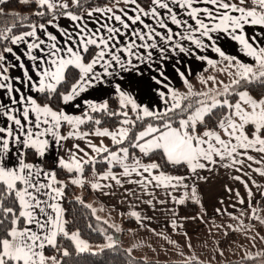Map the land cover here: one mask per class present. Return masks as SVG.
Wrapping results in <instances>:
<instances>
[{
  "label": "snow or ice",
  "instance_id": "obj_1",
  "mask_svg": "<svg viewBox=\"0 0 264 264\" xmlns=\"http://www.w3.org/2000/svg\"><path fill=\"white\" fill-rule=\"evenodd\" d=\"M21 2L28 4L30 0ZM116 2L119 3L120 0ZM5 3L6 0H0V5ZM34 3L38 8L53 14L46 23L59 29L64 40L61 45L57 35L49 32L45 23L30 25L31 30L22 35H6L5 32H12V27L0 31V37L10 40L13 45L21 42L27 45L25 55L32 61L31 71L23 62L19 63L25 78L20 80L21 85L26 80L30 91L44 94L48 98L59 97L68 105L77 101L89 89L107 84L113 89L119 110H110L108 100H84L86 110L81 115H75L54 108L50 103L38 102V98L26 94L21 87H14L10 77L6 75L8 67L3 63L7 59L4 53L13 54L17 61L21 57L15 55L11 47L0 51V89L6 91L9 100L8 103L0 101V119L4 120L0 126V264H60L56 256L46 255V250L61 251V239L71 241L79 253L90 251L89 243L81 238L79 231L70 233L66 228L67 221L64 219L61 201L67 185L57 179L56 171L44 168L29 157L43 159L53 143L59 145L69 138L87 137L90 133L81 132V125L86 122L101 125V119L93 116L94 113L120 118L116 130L95 127L91 134L109 137L114 145L121 147L111 150L103 144L98 146L88 142V147L97 155L107 154L102 160L107 162L109 168L99 177L102 180L111 178L116 184H121V179L111 171L114 165H118L123 169L121 176L130 177L135 173L141 177L140 180H129V183L146 185L155 182L157 187L175 188L183 182L184 177L160 171L161 165L158 163L142 164L139 158L130 154V148L138 149L145 156L159 151L168 163L186 165L193 174L198 169H205L218 162H231L223 163L224 167L243 164V160L237 159L241 155L246 156L248 161L264 163V96L255 97L247 90L249 84H264V46L256 43L255 37L245 34L246 25L264 28V0H151L153 7L149 11L141 8L137 0H123L126 5H136L134 11H138L137 15L129 16L124 9H119L126 20L111 7L88 11L89 17L93 12L111 13L108 19L118 22L123 29H129L137 22L148 29L147 32L132 29L131 34L143 43L138 45L132 40L123 47L117 42V37L122 35L121 27L102 24L101 28L106 30V34L79 25V31L75 34L67 29H60L55 23L59 16H67L74 22L83 19L72 11H66L70 6L67 0H34ZM71 3L81 6V0H71ZM170 4L188 9L187 15L194 24L177 19ZM200 4L204 6H194ZM157 9L167 10L173 24L185 27V33L176 34L181 40L190 41L201 51L211 48L212 52L222 58V61H216L206 56L196 57L206 60L214 68L223 63L220 71L231 77L230 83L218 82L213 76L206 79L201 77L203 84L219 83L222 87L197 92L184 74L180 73L188 91L182 93L164 85L167 93L159 92L164 105L162 110H150L149 107L138 104L131 94L123 90L117 82L119 73L135 67L133 58L144 62L152 57L151 51L145 56L134 49H155V42L148 43L154 41L155 37H159L165 44L173 40L172 30L163 19H159ZM35 14L44 16L45 12L37 11ZM141 14L157 18L159 26L166 28L168 34L162 36L155 28L144 23ZM0 15H3V8H0ZM205 18L208 22H205ZM38 29L45 34L46 40L37 34ZM213 33H227L239 43L241 51L245 56L251 57L253 63H245L235 56L226 55L216 46ZM25 37H32L34 40L28 42ZM205 38L209 43L205 42ZM92 47L96 51L89 58ZM174 47L181 53L192 52V49H186L180 43H176ZM34 51L39 54H33ZM160 51L163 53L166 49L161 48ZM73 68L79 70L78 78L69 84ZM156 83L161 81L157 80ZM75 106L79 108L80 104ZM65 124L71 126L67 135L61 132ZM137 128L138 131H133ZM126 141L127 146H123ZM73 147L84 152L78 144ZM249 151L261 154L262 159H255L248 154ZM69 152V159L60 158L59 166L68 173H79L80 176L71 179V183L83 186L81 177L84 165H94L97 161L95 157L82 160L77 158L75 152ZM84 156H88V153L84 152ZM130 159L131 164L128 163ZM253 171L264 177V168ZM145 173L148 175L145 176ZM234 179L240 180V177L236 176ZM91 186L97 190L103 187L99 182ZM245 187L247 188V184ZM248 195H252L250 190ZM183 202L178 201L181 204ZM240 203L243 204L244 200L241 199ZM130 215L140 219L137 212H131ZM260 222L264 224V220ZM107 239L111 241L112 237ZM105 247L111 248L113 244L109 243ZM62 255L67 257L69 252L65 249Z\"/></svg>",
  "mask_w": 264,
  "mask_h": 264
},
{
  "label": "crops",
  "instance_id": "obj_2",
  "mask_svg": "<svg viewBox=\"0 0 264 264\" xmlns=\"http://www.w3.org/2000/svg\"><path fill=\"white\" fill-rule=\"evenodd\" d=\"M61 2H63V0H61ZM68 3L70 6L66 11H72L74 14L80 15L83 19L74 22L67 16H59L55 23L59 25L60 29H67L73 34L79 31L77 25L93 31L100 30L102 34H106V30L101 28L102 24L107 23L109 26L121 27L118 22L108 19V16L111 15V13L93 12V15L89 17L87 15L88 11H91L95 8L111 7L117 15H122V18L125 20L126 17H123V13H121L119 9H124V11L129 16H135L138 14V11H134L136 5H126L123 3V0H120L119 3L114 0L92 9L82 10L81 12L73 10L76 6L71 3V0H68ZM137 4L146 11H149L151 7H153L151 0H147L146 5H144L142 0H137ZM194 6L203 7L204 5L200 4ZM170 7L177 14V19L181 20L182 22L187 20L188 23L194 24V21H192L187 15V12L189 11L188 9H181L175 4H170ZM157 11L160 13L159 19H163L167 24V27L172 30L173 40L165 44V42L159 37H155L154 41H148V43L155 42L157 44L155 49H134V51H137L145 56L148 51H151V59H146L144 62H140L133 58V65L135 67L130 71L119 73L117 78V82L121 84L123 90L131 94L138 104L147 106L150 110L163 109L164 105L159 96V92L164 91L167 93V89L164 87V85H168V87L178 90L182 93H186L188 91L180 73H183L188 79V81L193 86L194 91L202 92L208 89L203 86V83H201V77H203V74L208 69L212 68V66L208 65L206 60L197 59L196 57L198 55L206 56L216 61H222V58L219 57L217 53L212 52L211 48L201 51L200 49H197L190 41L181 40L180 36L176 34L185 33V27L173 24L167 10L157 9ZM201 18L204 17L202 16ZM141 19L151 28H155L157 32H160L162 36L168 34L166 28H161L159 26L157 23V18L144 16L141 14ZM126 22L131 23L130 21ZM205 22H208L206 18ZM45 24L49 32L57 35L58 40L61 41L62 45L64 38L59 34V29L54 28L52 25H48L47 23ZM132 29H136L141 32L148 31V29H145L144 25L140 24L139 22H137L135 25H131L129 29H123L121 27L122 35L117 37L119 46L123 47L132 40H135L138 45L143 43V41L136 39V37L131 34ZM30 30L31 28L17 35H22L23 33ZM37 34L42 39L46 40L45 34L39 29L37 30ZM245 34L248 37H255L256 43H258L260 46H264V28L254 25H246ZM212 35L215 39L216 46L220 47L226 53V55L235 56L245 63H253L252 58L245 56L241 51V46L239 43L232 40L231 36H229L227 33H213ZM25 39L28 42H33L34 40L32 37H25ZM205 42L209 43L206 38ZM176 43H180L181 46L185 47L186 49H192V52H179V49L174 47ZM10 47L13 48L15 55L21 57V60L17 61L13 54L4 53L7 59L3 63L6 67H8V72L6 75L10 77V82L13 83L14 87H21L26 94L37 98V96L40 94L30 91L27 87L26 80L24 85H21L20 83V80H24L25 78L23 76V70L18 66L19 63L23 62L25 66L31 71L32 61H29L25 55V53L28 51L27 45L23 42L16 45L11 43ZM161 48L166 49V51L162 53L160 51ZM90 50H92L91 55H93L96 51L94 47H92ZM33 54L39 53L34 51ZM89 58H91V56ZM219 64H217V66ZM223 66L224 64L221 63V65L218 67L221 69ZM220 69L218 71H212L208 76L214 77L218 72H222ZM224 74L227 75L226 72H224ZM157 80L161 81V83H156ZM111 99H114L117 102L112 87L105 84L103 86L91 88L87 92L82 93L81 96L77 98V101H74L71 104L65 105L62 102L60 108L58 109H62L68 114L81 115L82 112L86 110L83 104L84 100L101 102L103 100L109 101ZM0 101L4 103L9 102L8 95L3 89H0ZM77 103L80 104L79 108L75 106ZM3 123L4 120L0 119V126H2ZM118 126L119 125L115 127H108L99 125L95 127L108 128L110 131H114L118 128ZM94 128L92 130H87L82 128V125L80 126L81 132L90 133L84 138L87 140V142L91 141L92 144L98 146L100 144H103L107 147L119 146L114 145L109 137H100L91 134L94 131ZM70 130L71 126L65 124L62 127L61 132L63 135H67ZM70 141L71 138L66 141H62L59 145L53 143L43 159L34 158L31 156L29 159L34 160V162L39 163L48 170L57 171V168L60 167L58 163L59 159L65 158L63 155L66 153V148ZM84 144L85 143H81L78 145L84 149V152L88 153V156L91 155L98 160V156L100 154L97 155ZM129 151L130 154L134 155L136 158H139L142 164L146 165L153 162L158 163L155 160H142L138 155H145L140 153L138 149L133 150L130 148ZM248 154L252 155L255 159H262L261 154L254 151H249ZM237 159L243 160L244 163H238L233 167H224L222 166L223 163L231 162H218L214 165L210 164L205 169H198L197 173L195 174H193L186 165V171L182 174H173L163 171L167 175L184 177L183 182L178 184L175 188L171 186L167 188L163 186L157 187L155 186V182L146 185L129 183V180L136 181L140 180L141 177L137 176L135 173H133L130 177L121 176L123 169L118 165H114L111 168V171L119 179H121L122 182L121 184H116V182L111 178L107 180L99 179L100 176L108 171L109 166H107V168L101 172H98L95 170V168H92L90 171L91 180L87 184L91 189V193L85 202L87 205H91L90 208L92 212L93 209H95L93 214L96 217H99L103 221H107V224L111 225L113 228L115 224H120L121 227L123 226L122 228L124 232L128 231L127 233H130V230L147 232L145 234H147L146 237H148L149 240L156 239L154 234H163L167 242L171 243V249L178 251V245H183L186 242L184 241L185 236L191 238L190 241L192 242L194 237H197L198 240L201 235L203 236L204 233H207L209 236L205 238H207L209 241L216 240L217 235L215 234L216 231H214V228L218 224H222L223 221L227 219L232 220L233 218L236 219L240 217L241 213L243 215L244 212L250 210V208L254 205L264 207V177H261L257 172L253 171V169L256 168H264V163L257 164L254 161H248L246 156L243 155L239 156ZM128 163L131 164L132 160L130 159ZM249 165L251 167H249ZM237 169H239V171ZM154 174H156V170H154ZM144 175L147 176L148 174L145 173ZM236 176H239L240 180L234 179ZM253 181H255V183H253ZM97 182L103 186L101 189L97 190L92 188L91 185ZM245 184H247V188L245 187ZM193 189H195V192H193ZM249 190L252 192L251 196L248 195ZM237 193H239V195H237ZM241 199L244 200L243 204L240 203ZM63 200L61 201L62 207ZM179 200H183L184 202L182 204L178 203ZM149 201H151V203H149ZM187 203L196 204L198 208L197 214H180L179 207ZM131 212H137L140 216V219L137 220L135 217L131 216ZM127 219H132L133 221L130 226L126 225ZM230 234L233 235L234 232L230 231L229 235ZM124 235H120L116 229V234L114 236L116 237V242L126 247L123 244ZM152 235H154V237H151ZM224 236L228 237L226 233ZM175 238L179 239L178 245L172 244ZM127 242L132 243L133 239L129 237ZM133 246L134 245L131 247ZM131 247L126 248L132 252L135 251V248ZM180 251L179 253L181 254ZM220 254L218 253L217 255ZM182 255L183 256H180L181 258L185 256V253L182 252ZM175 257H179L178 253H175Z\"/></svg>",
  "mask_w": 264,
  "mask_h": 264
},
{
  "label": "trees",
  "instance_id": "obj_3",
  "mask_svg": "<svg viewBox=\"0 0 264 264\" xmlns=\"http://www.w3.org/2000/svg\"><path fill=\"white\" fill-rule=\"evenodd\" d=\"M114 0H81V6L75 7L73 10L77 12H81L82 10L92 9L106 3L112 2ZM144 5L147 4V0H142ZM21 6L20 0H6V3L0 5V8H3V15H9L11 17H16L17 21L13 24L15 25H8V27H12V32H7L8 36L17 35L21 32H24L30 29V25L33 24H40L46 23L49 19L52 18V13L48 12L46 9L38 8L34 1H32L28 5H22L21 10L23 11V15L32 11H44V16H37L35 13L31 14L30 16H26L24 20L18 19V16L9 13L10 9L16 8L18 9ZM11 41L5 40L0 37V51H2L5 47H10ZM92 50L88 54V57L91 56ZM221 65V63L219 64ZM218 65V66H219ZM216 66L215 68L212 67L208 69L204 74L203 78H207L208 75L212 71H218L220 67ZM214 68V69H213ZM78 69L71 70V76L69 78L68 83L70 84L74 79L78 78ZM67 87V85H65ZM62 90V89H61ZM247 90L255 96L260 97L264 96V84L259 82L252 83L247 85ZM38 102L43 103H50L54 108H60L62 101L59 97L53 96L51 98L46 97L44 94H40L37 96ZM110 110L117 111L119 110L118 103L111 99L109 100ZM98 119H101L100 126H108V127H115L119 125V117L108 116L103 113H94L92 114ZM150 119V118H148ZM215 119V118H213ZM96 125L92 122H86L82 125V128L87 130H92ZM211 126V125H210ZM139 128L134 129L133 131H138ZM124 145H127V141ZM132 149V148H131ZM134 150V149H133ZM106 154H100L98 156L97 162L93 165V163L85 164V173L90 172L92 168H95L98 172L105 170L108 166L106 161L102 160V157ZM142 160H155L160 165V170L173 173V174H182L186 171V166L183 165H172L163 158L162 153L159 151L153 152L147 156H140ZM57 179L63 181L67 187L65 188V195L63 200V208H64V219L67 221L66 228L71 232L79 231L80 235L83 239L89 242L95 243H103L106 241L107 236L114 233V228L105 223V221L99 219L93 214L90 207H87L85 200L91 193V189L89 186H86V192L83 198H79L76 196V185L72 184L71 182H67V176L72 175L73 173H68L63 168H57ZM81 201L83 203H81ZM179 212L182 215H193L197 214L198 208L194 203H187L183 204L179 207ZM133 223L132 219L126 220V225L130 226ZM61 251H56L54 249L46 250V255L48 256H56L57 259L60 261V264H204L198 261L190 262V263H183L180 261H170V262H162L157 260H147L143 257L135 255L132 251L127 249L126 247L122 246L118 242L113 244V247H103L100 250H90L86 253H79L75 249L74 244L67 240L61 239L60 240ZM67 250L69 255L67 257L62 255L63 250ZM95 253V254H93ZM236 262H231L229 264H235Z\"/></svg>",
  "mask_w": 264,
  "mask_h": 264
},
{
  "label": "rangeland",
  "instance_id": "obj_4",
  "mask_svg": "<svg viewBox=\"0 0 264 264\" xmlns=\"http://www.w3.org/2000/svg\"><path fill=\"white\" fill-rule=\"evenodd\" d=\"M32 1L34 0H30L28 4H30ZM28 4L21 2V6L18 9H10L9 13H11V15H17L18 19L24 20L26 16L28 17L36 12L35 10L30 12V10L28 13L23 15L21 7L22 5ZM16 21V17H11L9 15H0V31H4L8 25H13ZM5 34L7 35V32H5ZM214 77H216L218 82L223 81L224 83H227L231 81V77L225 75L223 71L218 72ZM203 86L208 88L205 90L207 91L211 88H217L221 85L219 83L213 84L212 82H209L208 84H203ZM81 143H85L84 145L88 146V142L86 139L71 138V141L70 143H68V146L66 148V153L63 155V157H65L64 159H69L71 154L69 150H71V152H75L77 154V158H82V160H84V158L85 160H87L89 157H92L91 155L84 156V152H80L73 147V145ZM119 147L120 146H110L108 148L111 150H116ZM77 176H80V174L73 172L72 175L67 176L66 181L71 182V179ZM81 178L83 179V186L76 185V196L78 198H83L86 192V186L91 180V173H85V171H83ZM253 210H255V212ZM255 217H259V219ZM261 220H264V207L254 205L250 208V210L244 212L243 215L241 213L240 217L236 219L233 218L232 220L227 219L224 220L222 224H218L214 228V231H216L215 234L217 235L216 240L209 241L207 238H205L209 235L207 233H204V235H201L198 240L197 237H194L192 239V242L190 241L191 238L185 236V244L178 245L179 239L175 238L174 241L172 240V244L178 245V251L171 249V243L167 242L163 234H154L156 239L149 240V238L146 237L147 234H145L147 232L130 230L131 232L127 233L128 231L124 232L122 228L123 226L121 227L120 224H115L114 233L107 236L112 237L111 241L107 239L103 243H95L89 242L85 239L84 240L89 243L90 250H100L101 248L105 247V245L109 243L114 244L116 242V237L114 235L116 234V229H119L118 232L120 235H124L125 233V235L123 236V244L126 247H131L132 245H134L133 247H131L135 248V251H133V253L147 260H178L183 263L198 261L204 264H229L231 262H236L235 264H264V224L260 222ZM230 231H233L234 234L229 235ZM225 233L228 237L224 236ZM154 235H152L151 237H154ZM129 237L133 239L132 243L127 242V239ZM179 251L181 252V254L179 253ZM182 252L185 253V256L181 258L180 256H183ZM175 253H178L179 257H175ZM218 253L220 255H217ZM258 253H261L262 255H257Z\"/></svg>",
  "mask_w": 264,
  "mask_h": 264
}]
</instances>
